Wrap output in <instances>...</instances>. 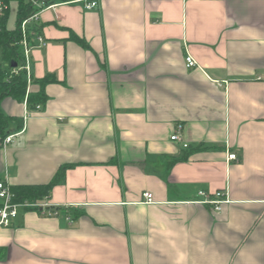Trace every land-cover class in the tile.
Instances as JSON below:
<instances>
[{
	"label": "crops",
	"instance_id": "obj_1",
	"mask_svg": "<svg viewBox=\"0 0 264 264\" xmlns=\"http://www.w3.org/2000/svg\"><path fill=\"white\" fill-rule=\"evenodd\" d=\"M96 1L42 11L30 75L57 82L40 112L2 103L25 118L2 180L74 167L0 228V264H264V0Z\"/></svg>",
	"mask_w": 264,
	"mask_h": 264
},
{
	"label": "trees",
	"instance_id": "obj_2",
	"mask_svg": "<svg viewBox=\"0 0 264 264\" xmlns=\"http://www.w3.org/2000/svg\"><path fill=\"white\" fill-rule=\"evenodd\" d=\"M4 7L9 6L12 2L17 3V20L13 29L8 28L10 10L3 8L0 13V49L2 59L6 64H0V152L2 143L7 136L20 131L24 126V118H18L6 114L2 110V103L5 99H12L19 104L25 103L30 111L36 110L37 107L43 108L48 101L46 89L48 85L56 83L57 79L53 74H49L41 79H34L31 76V89L29 88L27 73L22 69L24 61L23 41V23L30 19L39 8L35 7L31 0H1ZM44 2L45 6H52L58 3H67L69 0H39ZM38 22L31 23L28 26L27 34L31 45H35V37L40 33ZM71 40L87 46L83 39L71 34ZM34 86L38 91H33ZM30 87V88H31ZM188 155L181 159L171 162V165L178 161L186 160ZM74 165L66 164L61 166L52 181L42 185H20L12 186V192L15 195L14 202L19 204H39L49 199L54 187L65 181L66 173ZM0 181L2 179L0 178ZM223 193V192H219ZM39 209V208H34Z\"/></svg>",
	"mask_w": 264,
	"mask_h": 264
},
{
	"label": "built area",
	"instance_id": "obj_3",
	"mask_svg": "<svg viewBox=\"0 0 264 264\" xmlns=\"http://www.w3.org/2000/svg\"><path fill=\"white\" fill-rule=\"evenodd\" d=\"M31 2L33 3V5L35 7L39 8V11L37 13H35L30 19H28L27 21H25L23 23V36L24 37H23V41L21 43L23 46V49H24V61H23L22 69L25 70L27 73V78H28V83H29L28 89H30V87H31V84H30L31 83V81H30L31 80L30 61H29L30 52L35 47L44 48L47 45V42L44 39V37L41 35H38L35 37L36 44L32 46L28 40V34H27L28 26L31 23L38 22L42 11L44 9L50 7V6L46 7L44 2H41L39 0H31ZM67 3L68 4H83L84 8L87 11L96 10L99 7V4L96 0H69ZM3 8H4V5H3L2 1L0 0V11ZM186 62H187L188 68L197 67L196 61L191 56L186 57ZM26 107H27V105H26ZM27 109H28V107H27ZM40 110H41L40 107H37L36 110H34V111H30L28 109V115L26 116V118L35 114L36 112H39ZM24 120H25V118H24ZM20 135H21V131H18V132H15V133L7 136L6 139L2 143V149L5 150ZM171 140L173 142H178V143H181L184 141L182 138L180 129L177 130L171 136ZM184 148H188V145L184 144ZM229 159L230 160H238V157L236 154H231V155H229ZM199 196L202 197V200L199 201V203L214 205L216 207L215 208L216 211H220L221 210L220 205L225 203L227 200V194L225 192L216 193L214 195L215 199H213L211 197V195H209L208 193H206L204 191H200ZM14 197H15V195L12 192V188H11L8 180L0 181V201H1V203H0V228L11 227L14 224V222L18 219L21 210H25L28 208H48V206H49L48 204H45V203H39V204L15 203ZM144 198H145V202L147 204H153L154 203L152 194L144 193ZM48 214L51 216L57 215L56 211H50Z\"/></svg>",
	"mask_w": 264,
	"mask_h": 264
},
{
	"label": "rangeland",
	"instance_id": "obj_4",
	"mask_svg": "<svg viewBox=\"0 0 264 264\" xmlns=\"http://www.w3.org/2000/svg\"><path fill=\"white\" fill-rule=\"evenodd\" d=\"M17 20V5L13 2L11 4V9H10V16H9V22H8V28H14ZM2 56H1V49H0V64L2 63ZM40 112V111H39ZM38 113V112H36ZM22 131V129L20 130Z\"/></svg>",
	"mask_w": 264,
	"mask_h": 264
}]
</instances>
